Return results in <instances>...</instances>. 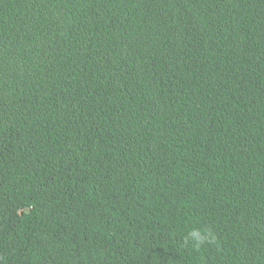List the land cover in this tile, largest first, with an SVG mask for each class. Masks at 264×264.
Returning a JSON list of instances; mask_svg holds the SVG:
<instances>
[{"label":"trees","instance_id":"1","mask_svg":"<svg viewBox=\"0 0 264 264\" xmlns=\"http://www.w3.org/2000/svg\"><path fill=\"white\" fill-rule=\"evenodd\" d=\"M0 264H264V0H0Z\"/></svg>","mask_w":264,"mask_h":264},{"label":"clouds","instance_id":"2","mask_svg":"<svg viewBox=\"0 0 264 264\" xmlns=\"http://www.w3.org/2000/svg\"><path fill=\"white\" fill-rule=\"evenodd\" d=\"M216 236L211 230L193 228L183 237V245L199 250L204 245L213 244Z\"/></svg>","mask_w":264,"mask_h":264}]
</instances>
